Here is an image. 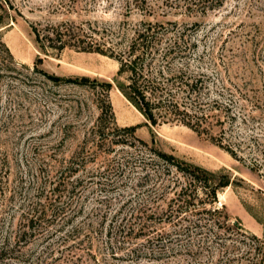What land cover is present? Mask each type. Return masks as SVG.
<instances>
[{
	"label": "rangeland",
	"instance_id": "obj_1",
	"mask_svg": "<svg viewBox=\"0 0 264 264\" xmlns=\"http://www.w3.org/2000/svg\"><path fill=\"white\" fill-rule=\"evenodd\" d=\"M148 1L149 13L126 10L123 0H8L12 6L0 0L2 41L17 63L13 75L0 71V244L19 229L31 206H46L49 215V205H63L54 202L53 189L70 179L66 168L72 164L80 183L72 199L63 201L82 209L63 229V215L57 224L39 227L43 233L17 246L4 264H249L245 258L236 261L234 222L264 241V0H197L191 8L185 0ZM142 21L168 30V23L176 22L179 48L189 54L193 72L211 76L210 95L224 104L213 112L208 133L176 123L147 124L119 88L127 82L118 75L116 60L70 48L44 50L31 28L94 22L132 32ZM0 54H6L1 46ZM39 58L40 68L50 74L111 82L109 99L119 127L139 126L138 139L178 166L208 173L212 184L230 179V186L218 189L216 202L201 184L194 185L195 206L186 215L196 219L194 233L176 241L167 218L170 199L185 183L176 167L168 188L153 191L155 174L142 169L151 153L137 140L118 145L110 133L102 144L82 149L100 114L98 95L89 85L48 83L24 68L32 69ZM143 222L150 226L144 231ZM75 228L80 234L69 238ZM21 253V261L15 260Z\"/></svg>",
	"mask_w": 264,
	"mask_h": 264
},
{
	"label": "trees",
	"instance_id": "obj_2",
	"mask_svg": "<svg viewBox=\"0 0 264 264\" xmlns=\"http://www.w3.org/2000/svg\"><path fill=\"white\" fill-rule=\"evenodd\" d=\"M5 1L10 3L8 0ZM123 1L125 9L130 12L134 10L132 9L134 7L143 13L150 12L148 0ZM185 2L189 8L198 3L197 0H185ZM10 5L12 6L11 3ZM3 23L4 17L0 16V30L3 27ZM168 25L172 27V30H168L167 26L162 23L145 21L136 26L132 32L125 30L124 26H119L118 28L110 27L109 29L100 28L94 22L62 25L33 23L31 28L37 43L44 50H53L61 53L65 49L70 48L79 52L102 54L116 60L119 63L118 75L126 76L127 82L125 85H120L119 88L125 98L144 116L147 124L158 126L176 123L184 125L199 134H206L209 130L208 125L215 116L213 112L223 107V100L221 97L216 99L211 97L210 91L212 88L210 84L211 82L213 83L211 76L205 73L196 74L193 72L194 70H192L188 60L189 54H182V50L179 48L182 34L176 30L177 23L169 22ZM0 46L6 53L0 54V71L5 69L13 75V72H17V63L9 48L2 41L1 31ZM41 63L42 59L39 58L32 69L28 66H24V68L42 75L48 83L89 85L98 95L100 114L95 126L91 127L85 136L82 149L87 150L89 145L93 146L95 143L102 144L107 140L106 136L110 133H112V142L118 145L130 146L132 143L130 144L129 139L137 140L145 150L151 153L148 159L149 162L145 159L142 160V169L146 171L151 168V171L154 172L156 183L152 185L153 191L154 189L165 190L168 188L167 183L170 181L168 176L172 173L171 167H176V171L182 175L181 177L184 178L185 183L180 187V190H176L174 198L170 199L166 210L167 218L175 227L173 236L177 238L176 241H181L180 238L183 235L188 236V232L194 233L196 219L186 216L188 212L191 213V207L195 206L192 198L194 196V185L197 183L201 184L205 194H208L207 196L212 197L213 202H216L218 189L230 186V179L222 177L218 184H212V176L208 173L198 168L193 170L178 166L173 162L174 159L166 153L138 139L136 131L139 126L119 127L109 99V94L113 88L111 82H99L91 80L89 77L77 79L59 77L40 68ZM220 121L218 120L217 122ZM212 140L234 158L238 157L233 149L225 147L222 141L217 140L216 137H212ZM154 141L153 135L152 143ZM73 165L66 168L72 171L70 179L56 183L53 189V194L56 197L54 202L63 203V205L56 208H54L53 204L49 205V210L51 211L49 215L46 206L40 209L36 206H31L29 216L23 219L19 229L13 235L5 236L1 242L0 262L2 264H4L11 253L16 251L17 246L28 243L29 239L36 237L38 231L43 233V227L57 224L58 216H67L64 218L63 225L60 226L63 229L65 224L69 225L75 219L73 218L75 214L82 213L81 208L72 207L74 201L66 204L63 201L67 197L69 200L72 199L71 194L74 193V189L80 183V179L77 180L74 177L78 173V169H74ZM144 177L148 178L149 175L146 174ZM62 186L64 187L63 191L60 189ZM52 207L54 209L51 210ZM66 210H69L70 213L64 215ZM197 213L198 211H196V215ZM53 218H57V220ZM62 220L63 218L59 221ZM183 222L188 224L184 225L182 224ZM149 227V224L143 222L141 229L144 231ZM233 227L237 231V236L233 243L234 250L239 255L238 259H236L237 263L245 258V260L249 261V264H263L264 241L258 236L246 232L237 222H234ZM50 231L47 230L44 233L48 234ZM79 234V228H75L70 232L69 238L77 237ZM51 235L49 236L51 237ZM242 250L246 254L240 255ZM162 251L163 249H161V253ZM22 255L24 254L21 253V255L16 256L15 260L21 261ZM24 261H26V258Z\"/></svg>",
	"mask_w": 264,
	"mask_h": 264
},
{
	"label": "crops",
	"instance_id": "obj_3",
	"mask_svg": "<svg viewBox=\"0 0 264 264\" xmlns=\"http://www.w3.org/2000/svg\"><path fill=\"white\" fill-rule=\"evenodd\" d=\"M135 108V107H134ZM136 109V108H135ZM137 110V109H136ZM138 111V110H137ZM139 112V111H138ZM143 116V115H142ZM144 117V116H143Z\"/></svg>",
	"mask_w": 264,
	"mask_h": 264
}]
</instances>
